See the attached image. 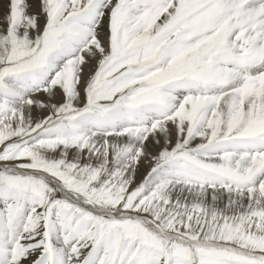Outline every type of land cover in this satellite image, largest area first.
I'll list each match as a JSON object with an SVG mask.
<instances>
[{
	"label": "snow or ice",
	"instance_id": "6c2138e0",
	"mask_svg": "<svg viewBox=\"0 0 264 264\" xmlns=\"http://www.w3.org/2000/svg\"><path fill=\"white\" fill-rule=\"evenodd\" d=\"M0 264H264V0H0Z\"/></svg>",
	"mask_w": 264,
	"mask_h": 264
},
{
	"label": "bare ground",
	"instance_id": "6f19581e",
	"mask_svg": "<svg viewBox=\"0 0 264 264\" xmlns=\"http://www.w3.org/2000/svg\"><path fill=\"white\" fill-rule=\"evenodd\" d=\"M143 174H140V176L137 177V180L142 179Z\"/></svg>",
	"mask_w": 264,
	"mask_h": 264
},
{
	"label": "rangeland",
	"instance_id": "374dc122",
	"mask_svg": "<svg viewBox=\"0 0 264 264\" xmlns=\"http://www.w3.org/2000/svg\"><path fill=\"white\" fill-rule=\"evenodd\" d=\"M144 171H145V169L142 168V169H141V174H144ZM138 176H140V175H138ZM138 176H137V177H138Z\"/></svg>",
	"mask_w": 264,
	"mask_h": 264
}]
</instances>
